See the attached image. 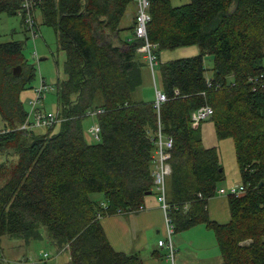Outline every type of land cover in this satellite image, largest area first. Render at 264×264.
<instances>
[{"label": "trees", "instance_id": "obj_1", "mask_svg": "<svg viewBox=\"0 0 264 264\" xmlns=\"http://www.w3.org/2000/svg\"><path fill=\"white\" fill-rule=\"evenodd\" d=\"M149 1L147 33L157 44L168 97L160 116L154 101L133 99L147 67L139 50L144 41L135 24L131 39L120 33L136 0H28L29 9L26 0H0V14L22 12L24 24L29 11L37 25L39 9L66 53L58 121L37 134L22 128L30 112L21 99L37 68L23 41L0 42V153L14 149L16 156L0 162V247L6 235L28 244L46 239L57 251L69 250L65 264H143L137 253L111 245L101 219L118 208L139 210L149 192L156 194L152 158L161 125L174 139L167 202L175 233L205 224L221 251L214 264H264V0H191L176 7L171 0ZM190 45L199 47L197 55L161 61L163 49ZM206 55H214L211 76ZM206 103L217 136L234 141L246 186L242 195L228 196L226 223L207 208L225 179L219 152L203 144L200 125L192 126V113ZM89 116L100 127L99 140L89 131L87 139Z\"/></svg>", "mask_w": 264, "mask_h": 264}, {"label": "rangeland", "instance_id": "obj_2", "mask_svg": "<svg viewBox=\"0 0 264 264\" xmlns=\"http://www.w3.org/2000/svg\"><path fill=\"white\" fill-rule=\"evenodd\" d=\"M36 19L38 25V27H36L37 31L35 33L32 32L30 33V31L27 30L26 25L23 23L20 14H16V15H8L6 13L0 14V42H6L13 39L23 41L25 57L29 60L30 63L35 64L37 68V76L33 83V87L25 89L21 93V99L24 102V105L27 108V110L30 112L29 121L26 122L27 124H30L28 129L34 128L37 134H43L48 131L47 128L48 126L37 124L35 109L32 108V101L34 102L37 99L38 97L37 89L41 87L42 79H44L46 83V88L44 90V97L41 98L40 102L38 103V106L36 107L38 108V110L46 113L48 112L53 114L58 113L59 100H58L57 84L59 81H62L66 78V73H65L66 53L60 47L54 28L43 23L42 14L39 11V9L36 11ZM191 47L192 45L182 46L174 49H163L161 51L163 62L164 60L167 61V60L178 59L181 57L197 55L198 54L197 51H196L197 53L195 52L192 55H187L189 54V49H195ZM146 62L151 71L150 91L152 95L155 94L156 96V87L162 89L159 67L158 65L155 66V74H153L151 70V65L149 61H147V59ZM205 64L206 67L208 68L206 74L207 76H211L212 71L210 69L213 66V62L211 60H206ZM155 84H157L156 87ZM146 85H147L146 82L142 84V86H146ZM34 121H36L35 122L36 124H33ZM3 124H4L3 119L0 113V128L3 127ZM90 124L93 125L95 124L94 117L92 116H89L84 121V125L86 127L87 139L89 141H92L90 135L88 134L89 129H91V127L93 126ZM200 125H201L200 131L203 137V144L206 147H216L219 152L221 164L223 165L225 171V179L221 184L224 185L225 182L230 183L231 181H232L231 184H235L234 183L235 180H238L241 177V173L236 158L233 139L232 138L220 139L217 136L215 126L210 119L201 121ZM58 129H59V125L54 128V133H56ZM10 150L11 152L9 153L6 152L0 153V162L2 161L4 162L6 159H9L10 161L16 160L15 155H10V153H12L14 149H10ZM226 185L227 184H225V186ZM92 197L95 199L102 200L103 194L94 193L92 194ZM199 229L200 228H196L194 230H191L190 232L183 234V236H180V238L184 237V241H188L187 243H185L184 241L182 242L185 243L183 244V246H187L185 247L186 249L185 251L189 254L193 253L194 251H196V253L198 252L199 254L201 251L204 252L202 249H197L196 244L193 241H191V239H186L190 235L193 236L194 232H198V233L201 232V230ZM179 233L182 232L174 233L173 235L175 239L174 241H176V236H178ZM212 234L215 235L214 232H212ZM1 239H2L1 240L2 245L0 247V264H22V261L26 258H38L40 252L44 250L48 251L51 257L47 261V264H50V260L53 259L54 256L59 255L61 253L64 254L66 253V255L69 256L68 249L63 251H57L55 247L48 245L46 243V239L33 240L31 244H27L23 246L20 244L22 242L24 243L25 240H22L19 237H10L6 235L3 236ZM209 243H210V239H208V237H205L204 240H200V244H209ZM21 250H30L31 252L34 251L33 254H35V252H38L39 255L38 257L28 256V257L20 258L18 260L17 259L10 260L9 256H12L11 254H15L17 252H20ZM218 252L219 254H221L219 246H218ZM3 254L6 255V257H4ZM61 258L63 259L64 255H61ZM58 264H62V261H59Z\"/></svg>", "mask_w": 264, "mask_h": 264}, {"label": "crops", "instance_id": "obj_3", "mask_svg": "<svg viewBox=\"0 0 264 264\" xmlns=\"http://www.w3.org/2000/svg\"><path fill=\"white\" fill-rule=\"evenodd\" d=\"M190 1L191 0H171V4L176 7L189 3ZM136 14L137 3L134 2L128 6L121 21V26L125 29L120 33L123 38L131 39L132 33L129 29L135 24ZM191 48L195 49H189V54L187 55H192L196 51L199 53V47H197V45H192ZM160 57L161 61H163L161 54ZM150 73L151 71L147 64L143 73V83L146 82L147 85H141L134 91V100L144 102H152L155 100V94L152 95L150 91ZM156 85L157 84H155V87ZM231 183L232 181L230 183L225 182V184H227L226 186L233 185ZM234 183H242L241 177L238 180H235ZM225 184H221L219 187H223ZM207 208L210 217L216 222L226 223L230 221L231 214L228 196L217 193L214 197L209 199ZM101 222L111 245L118 251L137 253L142 258L143 264H214L219 263L222 260V256L218 252L216 237L212 234L213 230L208 228L205 224H198L182 231V233H179L178 236H176V241H174L175 239L173 236V243L175 247L174 263L167 259V248L159 246V240L165 238L166 221L162 205L156 194H150L146 197L143 208L134 211H124L123 213H114L103 217ZM196 228H200L199 230H201V232H194L193 236L190 235L186 239H191V241L196 244L197 249H202L204 251L200 252L202 256L198 252L196 253V251L191 254L187 253L185 251V247L187 246H183V244L188 241H184V237L180 238L183 234ZM205 237L210 239V243L200 244V240H204ZM27 244L28 243L24 241V243L22 242L20 245L23 246ZM33 253L34 251L31 252L30 250H21L20 252L11 254L12 256L9 257L10 260H18L28 256L38 257V252H35V254ZM61 255H64L63 259L61 258ZM3 256L6 257L4 254ZM69 259L70 254L67 256L66 253H61L54 256L53 259L50 260V264H58L59 261H62V264H65L69 261Z\"/></svg>", "mask_w": 264, "mask_h": 264}, {"label": "built area", "instance_id": "obj_4", "mask_svg": "<svg viewBox=\"0 0 264 264\" xmlns=\"http://www.w3.org/2000/svg\"><path fill=\"white\" fill-rule=\"evenodd\" d=\"M137 3V14L135 19V32L136 37L142 39L144 41V44L139 48V50L145 55V58L147 61H149L151 65L152 73L155 74V66L158 65V55L156 52L157 44L153 43L148 38L147 33V23L150 20V13H149V6L150 1L149 0H136ZM26 9L30 8L28 0H26L25 3ZM20 15H22V12H20ZM28 11L27 17L25 19V25L27 27V30L30 31V33H35L37 31L35 19ZM38 36V35H37ZM208 83L211 85V80L208 79ZM44 86V87H43ZM46 88L45 80L42 79V85L38 91V97L33 102L32 101V108L35 109L36 114V120L38 125H45V126H51L55 122L58 121V115L53 113H46L43 111L38 110L36 106H38V103L40 102L41 98L44 97V90ZM168 100V97L166 93L156 88V98L154 100V107L158 113V116H160V110L162 104ZM101 111V109H99ZM214 113V109L209 104H203L198 109H196L192 113V126L198 127V125L201 123V121L208 119L210 116H212ZM36 121H34L33 124ZM30 124H24L22 128H28ZM90 135L95 140L100 139V127L97 123H95L91 129H89ZM174 139L173 136L170 134H166L163 132L161 125H159L158 131L156 133L155 138V151L153 154L152 162H153V170L152 174L154 176V190L156 191L157 197L159 202L162 205L164 214H165V221H166V234L165 238L159 240V246L166 247L168 250L167 253V259L172 261L174 263V253H175V247L173 243V235L175 233L174 224L172 221L171 216L169 215V204L167 202V185H168V178L171 173V165L169 163V160L171 158V149L173 148ZM246 191V186L243 183L240 184H233L231 186H223L219 187L217 193L221 195H242ZM106 206V204H104ZM143 208V207H141ZM140 208V209H141ZM133 211V210H131ZM124 210L121 208H118L116 213H123ZM50 253L48 251H41L38 258H26L22 261V264H47V261L50 259Z\"/></svg>", "mask_w": 264, "mask_h": 264}, {"label": "water", "instance_id": "obj_5", "mask_svg": "<svg viewBox=\"0 0 264 264\" xmlns=\"http://www.w3.org/2000/svg\"><path fill=\"white\" fill-rule=\"evenodd\" d=\"M205 59L209 60V59H214V55H206ZM19 67L16 68L15 73H18ZM152 194V192H149L148 195Z\"/></svg>", "mask_w": 264, "mask_h": 264}]
</instances>
